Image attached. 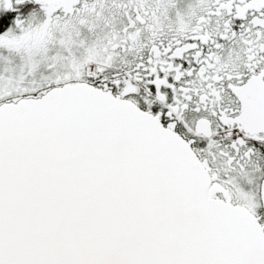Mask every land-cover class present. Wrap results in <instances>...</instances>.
Listing matches in <instances>:
<instances>
[{"label": "snow or ice", "instance_id": "obj_1", "mask_svg": "<svg viewBox=\"0 0 264 264\" xmlns=\"http://www.w3.org/2000/svg\"><path fill=\"white\" fill-rule=\"evenodd\" d=\"M0 264H264V0H0Z\"/></svg>", "mask_w": 264, "mask_h": 264}]
</instances>
